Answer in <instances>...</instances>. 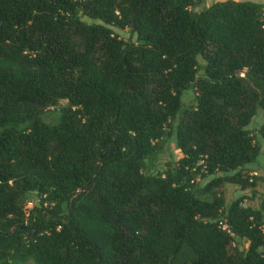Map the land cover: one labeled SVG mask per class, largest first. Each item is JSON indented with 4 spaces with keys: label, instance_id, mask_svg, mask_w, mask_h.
Returning a JSON list of instances; mask_svg holds the SVG:
<instances>
[{
    "label": "trees",
    "instance_id": "16d2710c",
    "mask_svg": "<svg viewBox=\"0 0 264 264\" xmlns=\"http://www.w3.org/2000/svg\"><path fill=\"white\" fill-rule=\"evenodd\" d=\"M203 1L0 0V264H264L262 209L217 190L264 160L263 3Z\"/></svg>",
    "mask_w": 264,
    "mask_h": 264
},
{
    "label": "rangeland",
    "instance_id": "374dc122",
    "mask_svg": "<svg viewBox=\"0 0 264 264\" xmlns=\"http://www.w3.org/2000/svg\"><path fill=\"white\" fill-rule=\"evenodd\" d=\"M212 1L215 0H204L202 3L196 5L193 10L201 9L207 5H209ZM260 2L261 0H253ZM264 5V4H263ZM264 7V6H263ZM264 11V8H263ZM115 32L119 34L120 37L127 38L129 37V32L127 28H117L113 27ZM133 37V36H132ZM199 67L198 72H202V65L204 60L199 57ZM182 99L185 104H189L193 101V90L188 88L184 90ZM66 103V100L61 99L59 103L56 105L47 106L42 114V117L45 121H53L56 119L58 114L57 107L58 105H63ZM262 122L261 109H258L256 114L252 117L248 128L252 133L255 134V138L259 139L262 147L264 146V140L260 138V135L257 132V128ZM180 151L175 148L174 139L172 137H168L162 143L161 149L157 153V157L153 164L148 166L149 171L155 173L157 171H161L163 168L173 163L175 159L180 156ZM244 174L249 176V180L254 183L251 185H247L244 188H241L239 184L233 183L230 181H225L222 183L221 187L217 190L221 191L224 198V203L227 204L232 201L234 198L238 196H243L242 205L251 208H261L264 213V160L262 157V153L260 152L257 156V159L253 162L246 163L243 167ZM208 176H202L199 172L194 174L193 184H194V192L199 196H206V194H202L198 189L203 182L207 180ZM39 201L38 195L35 191L28 192L22 199L21 204L26 209L29 210ZM264 222V215H263ZM11 224V220H2L0 221V228H8ZM237 246L239 249L242 247H246L247 242L244 239H237L230 243V250L232 251L234 246ZM17 264H37L32 259H27L23 262H18Z\"/></svg>",
    "mask_w": 264,
    "mask_h": 264
},
{
    "label": "built area",
    "instance_id": "2783aa9c",
    "mask_svg": "<svg viewBox=\"0 0 264 264\" xmlns=\"http://www.w3.org/2000/svg\"><path fill=\"white\" fill-rule=\"evenodd\" d=\"M219 225L221 228L225 229L226 228V223L224 221H219Z\"/></svg>",
    "mask_w": 264,
    "mask_h": 264
},
{
    "label": "crops",
    "instance_id": "0c3cea01",
    "mask_svg": "<svg viewBox=\"0 0 264 264\" xmlns=\"http://www.w3.org/2000/svg\"><path fill=\"white\" fill-rule=\"evenodd\" d=\"M260 2H262L264 4V0H261ZM264 6V5H263ZM264 8V7H263Z\"/></svg>",
    "mask_w": 264,
    "mask_h": 264
}]
</instances>
